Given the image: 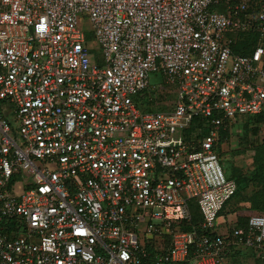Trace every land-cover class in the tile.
Masks as SVG:
<instances>
[{"label":"built area","instance_id":"obj_1","mask_svg":"<svg viewBox=\"0 0 264 264\" xmlns=\"http://www.w3.org/2000/svg\"><path fill=\"white\" fill-rule=\"evenodd\" d=\"M155 71L171 111L133 99ZM243 117L264 121V0H0V264H264V215L216 230Z\"/></svg>","mask_w":264,"mask_h":264},{"label":"rangeland","instance_id":"obj_2","mask_svg":"<svg viewBox=\"0 0 264 264\" xmlns=\"http://www.w3.org/2000/svg\"><path fill=\"white\" fill-rule=\"evenodd\" d=\"M81 17L80 26L86 35V44L89 47L90 58L93 63H101L100 45L94 40L93 30L88 18L79 14ZM149 88L137 93L133 99L138 101L141 110L171 111L175 107L177 87L166 83L161 71L150 72L148 74ZM227 130V136L222 142L219 141L216 152L219 155L220 163L228 176L233 172L242 176L254 177L247 183L239 194L232 197L226 204L221 217L217 220V231H223L224 219L226 221L238 217L244 219L250 215H263L250 208L251 197L264 194V121H249L248 118H239ZM243 183L240 184V189ZM224 218V219H223ZM233 259L227 258L232 263L248 264L251 261L248 256H255L256 251L249 247H238L233 252Z\"/></svg>","mask_w":264,"mask_h":264},{"label":"trees","instance_id":"obj_3","mask_svg":"<svg viewBox=\"0 0 264 264\" xmlns=\"http://www.w3.org/2000/svg\"><path fill=\"white\" fill-rule=\"evenodd\" d=\"M249 39H252V38H249ZM253 42L254 41H252V40H250V41L248 40V42H245V43H237V44H235L234 51L236 53H240V54H248L251 51L250 47L252 46ZM246 118H248L249 121H252V122H258L260 120H263L261 117H246ZM203 123H204V121H202L201 118H199V117L194 118L192 121V126L186 132L187 138H196L197 136L200 137L201 135L207 134L208 131L204 128H202V130H201L202 133H200V134L198 133V129H199V127L201 128ZM227 135H228L227 130L221 129L219 132V141L222 142L224 140V138H226ZM219 141H218V143H219ZM224 172H225V175L227 178L235 181V183L237 185V191H236L237 195L239 194V191H241L244 187L247 186V183L249 181L254 179V177L242 176L239 173L236 174V172H233L232 175L228 176L226 169ZM242 183H243V187L240 189V184H242ZM236 193H235V195H236ZM247 202H250L249 205H250V208H252V210L257 211L259 213H262L264 215V194H262V197H261V195H256L255 197H251L250 200H248ZM224 208H226V205L223 207L222 211H224ZM246 219H247V217L244 219H240L238 217L236 222L238 225L244 226L246 224ZM233 255H235V254H232L230 259H233ZM248 257H250V256H248ZM255 262H256V264L258 263L257 260H255Z\"/></svg>","mask_w":264,"mask_h":264}]
</instances>
